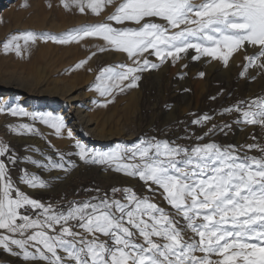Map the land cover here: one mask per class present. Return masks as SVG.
<instances>
[{
  "label": "snow or ice",
  "instance_id": "snow-or-ice-1",
  "mask_svg": "<svg viewBox=\"0 0 264 264\" xmlns=\"http://www.w3.org/2000/svg\"><path fill=\"white\" fill-rule=\"evenodd\" d=\"M114 2L87 0L85 5V0H70V3L62 0L65 8L76 6L83 13L86 6L97 16L105 4ZM146 18H159L166 23ZM107 19L117 24L130 21L139 27L114 28L109 23H99L81 26L63 37H47L61 44L99 37L114 50L127 54L135 66L121 65V70L106 67L97 76L101 83L96 90L101 96L111 95L114 87H120L130 78L125 87H136L140 77L133 74L149 66L146 58L141 59L149 49L161 63L167 58L181 59V53L193 49L197 53L193 60L207 56L227 66L232 54L245 44L261 49L258 55L245 57L249 62L246 68L257 66L255 61L264 57V0H202L198 4L193 0H122ZM37 39L32 31L13 35L4 43V51L13 50L20 56L19 41L28 45ZM85 63L81 61L76 67ZM150 67L155 69L158 65L152 63ZM258 67L264 69V63ZM231 111L242 113L238 123L264 128V98H255L244 108L225 109ZM11 114L40 119L57 134L64 127L62 117L51 113L38 116L13 109ZM210 119L203 116L193 123ZM21 127L28 129L29 125ZM215 128L213 125L210 132ZM68 135L71 137L72 133L69 131ZM76 147L84 159L88 150L79 142ZM246 147L257 149L262 155H240L235 146L222 147L216 143L186 148L154 137L124 150L131 154L130 159L138 158V162L117 170L138 176L146 184L151 182L149 190L152 184L162 189L163 199L184 221L182 227L163 208L135 195H128L127 203L110 201L105 196L95 198L98 202L70 205L67 212L54 210L51 205L46 206L15 189L7 176L6 164L0 160V230L11 234L0 235V247L18 255L10 247L14 245L22 251L25 260L46 264H264V146ZM7 151L6 146L0 145V156ZM92 155L100 160H114L121 150ZM53 167L63 168V165L53 164ZM22 180L32 188L46 186L27 174ZM26 207L42 210L40 216L33 219L21 213ZM74 227L81 231H74ZM185 231L192 234L188 239ZM17 234L23 238H15ZM137 235L142 243L136 242ZM101 236L108 240H101ZM29 247L35 248V252L30 253ZM60 250L65 255H60ZM214 256L217 258L213 259Z\"/></svg>",
  "mask_w": 264,
  "mask_h": 264
},
{
  "label": "rangeland",
  "instance_id": "rangeland-1",
  "mask_svg": "<svg viewBox=\"0 0 264 264\" xmlns=\"http://www.w3.org/2000/svg\"><path fill=\"white\" fill-rule=\"evenodd\" d=\"M65 2L70 3V0ZM120 2L122 0L105 4L98 16L86 6L83 13L76 6L65 8L62 0H10L0 5V83L5 85L2 87L0 84V145L8 149L0 160L6 164L7 176L15 189L46 206L51 205L54 210L67 212L70 205L98 202L95 198L105 196L110 201L127 203L126 197L135 195L163 208L182 227L184 221L163 199L162 189L152 184V190H149L151 182L146 184L138 176L117 170L138 162V158L130 159L131 154L124 150L133 149L141 141L154 137L157 141H168L186 148L206 143L222 147L233 145L240 155L260 157L259 150H248L246 146H264V128L238 123L242 120V113L225 112V109L244 108L251 100L264 98V69L258 67L264 63V57L255 61L257 66L246 68L249 62L245 57H254L261 49L245 44L232 54L227 66L207 56L193 60L192 57L197 55L193 49L181 53V59L173 61L167 58L161 63L158 57L150 54L152 50L149 49L141 57L149 61V66L133 74L140 77L136 87H125L130 78L120 87H114L111 95L101 96L96 90L97 84L101 83L97 76L106 67L121 70V65L135 66L127 54L114 50L99 37H86L66 44L53 42L47 37H63L81 26L99 23H109L114 28H138L139 25L130 21L117 24L107 19ZM193 2L198 4L202 0ZM146 19L166 23L159 18ZM26 31L37 34V41L24 45L20 40V56L13 50L6 53L4 43L13 35ZM246 47L255 52L249 53ZM101 48L106 50L100 51ZM81 61L86 63L77 68ZM152 63L158 67L151 68ZM123 70L126 71V68ZM200 73L204 75L201 77ZM47 89L63 91L66 95L59 94L57 99L54 96H38L40 91ZM74 107L85 115L84 120L89 126L78 121ZM13 109H23L38 116L51 113L62 117L64 127L57 134L54 128L40 119H33L30 115H12ZM69 112L72 113L70 117ZM203 116L211 119L200 124L193 123ZM72 123L76 125L71 127ZM21 125H29V128H22ZM213 125L216 128L210 132ZM225 125L231 127L224 128ZM97 133L110 136V139H99ZM77 142L88 150L84 159L79 155ZM117 149L121 150V155L114 160H100L92 155L93 152L112 153ZM53 164H61L63 168L53 167ZM25 174L29 178L36 177L46 186L30 187L22 180ZM113 189L118 191L113 192ZM125 189L130 192L126 193ZM20 211L35 219L42 210L26 207ZM72 223L75 224L74 221ZM74 231L81 229L74 227ZM0 235L11 234L0 230ZM191 235L185 231V239ZM15 238L23 237L17 234ZM100 239L108 240L104 236ZM135 240L143 242L138 235ZM10 247L19 254L13 255L0 247V264H46L39 260H25L20 249L14 245ZM28 251L35 252V248L29 247ZM59 254L65 255L62 250Z\"/></svg>",
  "mask_w": 264,
  "mask_h": 264
},
{
  "label": "bare ground",
  "instance_id": "bare-ground-1",
  "mask_svg": "<svg viewBox=\"0 0 264 264\" xmlns=\"http://www.w3.org/2000/svg\"><path fill=\"white\" fill-rule=\"evenodd\" d=\"M8 1H10V0H0V5L2 4V3H7ZM247 49H249V53H252V52H255V51H253L252 50V48L251 47H246ZM246 50V49H245ZM213 71H215V69L213 70ZM219 72V71H218ZM220 73H222V72H220ZM224 73L225 72H223V74L222 75H224ZM218 75H219V73H218ZM221 75V76H222ZM4 82H2V83H0V84H2L1 86L2 87H4L5 85L3 84ZM37 91H39V90H37ZM36 92V91H35ZM35 94V93H34ZM37 94V93H36ZM59 94L60 95H62V96H64V95H66V93L65 92H61V91H55V90H46V91H40L39 93H38V96H43V95H47V96H54V97H56V99H57V97L59 96ZM53 98V97H52ZM5 99V98H4ZM71 99H73V98H71ZM71 99H67L68 101H71ZM59 100V99H58ZM78 107V106H77ZM77 107H74L73 109L75 110V114L77 115V119H78V121L80 120V123L81 124H83V122H84V124L86 125V126H89L88 125V123L84 120V118H85V115H81L80 114V111H79V109L77 108ZM70 114H72L71 112H69V114H68V116L70 115ZM75 114L73 115V116H75ZM70 117V116H69ZM68 120H69V118H67ZM72 119H73V117H72ZM71 119V120H72ZM76 121V120H75ZM81 121H83V122H81ZM86 122V123H85ZM76 124L75 123H72L71 124V127H74ZM84 126V125H83ZM85 129V128H84ZM88 129V128H87ZM89 130V129H88ZM85 131V130H84ZM90 132V131H89ZM97 135V137L99 138V139H101V138H103V137H106L105 139H110V136L108 137V136H105V135H103V134H101V133H97L96 134ZM102 136V137H101Z\"/></svg>",
  "mask_w": 264,
  "mask_h": 264
}]
</instances>
